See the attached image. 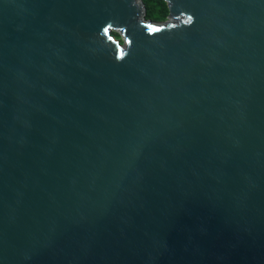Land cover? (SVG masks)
Returning a JSON list of instances; mask_svg holds the SVG:
<instances>
[{
	"label": "water",
	"instance_id": "1",
	"mask_svg": "<svg viewBox=\"0 0 264 264\" xmlns=\"http://www.w3.org/2000/svg\"><path fill=\"white\" fill-rule=\"evenodd\" d=\"M165 1L0 0V264H264V0Z\"/></svg>",
	"mask_w": 264,
	"mask_h": 264
},
{
	"label": "trees",
	"instance_id": "2",
	"mask_svg": "<svg viewBox=\"0 0 264 264\" xmlns=\"http://www.w3.org/2000/svg\"><path fill=\"white\" fill-rule=\"evenodd\" d=\"M147 8L146 17L155 21H165L169 8L165 0H144Z\"/></svg>",
	"mask_w": 264,
	"mask_h": 264
},
{
	"label": "rangeland",
	"instance_id": "3",
	"mask_svg": "<svg viewBox=\"0 0 264 264\" xmlns=\"http://www.w3.org/2000/svg\"><path fill=\"white\" fill-rule=\"evenodd\" d=\"M168 18V17H167ZM167 20V19H166ZM117 38H120V36L118 34H114Z\"/></svg>",
	"mask_w": 264,
	"mask_h": 264
}]
</instances>
